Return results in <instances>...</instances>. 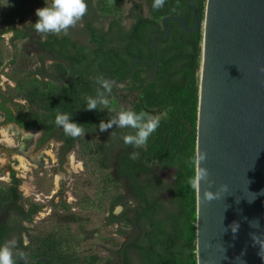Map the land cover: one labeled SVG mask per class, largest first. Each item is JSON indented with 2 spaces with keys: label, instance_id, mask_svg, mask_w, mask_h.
<instances>
[{
  "label": "trees",
  "instance_id": "obj_1",
  "mask_svg": "<svg viewBox=\"0 0 264 264\" xmlns=\"http://www.w3.org/2000/svg\"><path fill=\"white\" fill-rule=\"evenodd\" d=\"M145 1L150 15L134 13L127 27H123L118 19L110 18L105 27H101L94 24L99 13L85 0L87 13L79 22L77 31L84 36L86 43H78L71 35V47L68 49L65 45L67 36L48 35L43 44L56 56L65 58V62L55 61V75L66 71L65 78L74 75L83 77L81 85L84 91L81 95L89 91V74L94 68H101L108 72V76L121 79L131 70L128 59L148 58L152 61L151 66L143 60L132 61L134 71L126 79L132 88L140 91L142 101L134 102L130 107H116L141 112L143 104L167 111V118L160 120L146 147L134 149L123 144L121 134L131 129L99 131V122L107 121L111 115L107 109L96 110L94 127L89 128L92 133L99 134L95 144L99 166L110 168L112 178L120 188L110 202L120 203L121 209L115 215H108L107 219L120 221L129 227L125 231L126 239L115 251L118 259L107 258L100 264H135L133 259L137 264H196V193L195 186L189 182L195 180L201 30H183L177 21L167 19V36L154 38L155 65L149 37L155 31L162 32L157 19L173 13L191 25L192 17L187 0H166L160 10L152 8L153 0ZM193 1L196 14L201 18L205 0ZM40 72L52 74L46 68H41ZM64 103L68 102L63 98L55 101L48 114L41 118L34 115L36 121L31 116L7 117L16 119L25 127L41 123L44 131L39 142L50 134H56L62 140L65 151L73 146L76 138L66 137L61 128L53 123L55 114L61 111L59 107ZM65 109L64 113L71 114L70 120L82 125L79 120L84 119V123H88L86 111L80 114L72 104H66ZM24 118L27 120L23 121ZM111 131L116 136H109ZM133 151L140 153L138 159H130ZM9 174V183L0 189V244L15 239L17 248L14 251L25 252L27 244L22 243V234L27 228L22 221L30 219L35 205L29 203L26 208L22 205L17 189L18 179L13 176L12 169ZM44 256L52 264L50 257ZM34 259L27 260L34 264ZM17 264L26 263L18 258ZM37 264L44 263L39 260Z\"/></svg>",
  "mask_w": 264,
  "mask_h": 264
},
{
  "label": "rangeland",
  "instance_id": "obj_2",
  "mask_svg": "<svg viewBox=\"0 0 264 264\" xmlns=\"http://www.w3.org/2000/svg\"><path fill=\"white\" fill-rule=\"evenodd\" d=\"M88 1L100 15L94 21L96 26L105 27L110 18H116L127 27L134 13L150 15L145 0ZM43 6L45 0H0V18L8 15L13 25L24 27L31 17V22H35V9ZM78 26L79 23L69 33L86 42L78 33ZM0 32V59L5 60L7 67L5 72L0 71L6 77L0 89L7 94L6 104L13 111L43 110L55 106L58 97L72 99L84 91L82 76L64 79L62 73L58 79H47L35 73L30 44L21 48L17 41L7 43L9 30ZM113 86L110 107H130L142 101L140 91L132 88L130 82H114ZM140 111L159 116L160 120L167 118V111L157 107L141 104ZM0 127L8 131L11 140L7 143L3 137L0 141V189L9 183L12 169L18 179L20 202L25 208L29 203L35 205L30 219L22 221L27 228L22 234V243L27 244L26 258L33 260L45 254L52 264H100L107 258L115 260V251L125 239L127 227L120 221L107 219L121 209L120 203L110 202L120 188L110 168L98 166L97 135L85 133L75 139L70 149L62 151L60 140L55 137L37 144L40 130L35 127L23 129L12 122L0 123ZM70 153L74 161L81 162L80 169L71 167L67 159ZM19 156L24 159L26 169L21 166ZM55 174L59 176L58 184L51 192Z\"/></svg>",
  "mask_w": 264,
  "mask_h": 264
},
{
  "label": "water",
  "instance_id": "obj_3",
  "mask_svg": "<svg viewBox=\"0 0 264 264\" xmlns=\"http://www.w3.org/2000/svg\"><path fill=\"white\" fill-rule=\"evenodd\" d=\"M187 2L192 24L177 14L162 15V32L151 33L149 43L156 65L154 38L167 36V19L183 30H201L195 156L206 153L211 191L228 187L209 202L203 197L208 183L195 186L196 264H264L253 241V234L264 238V0H205L203 27L194 1ZM139 60L152 65L148 58H130V72L111 80L125 81L134 71L131 62ZM198 167L195 161V172ZM233 222L239 224L235 233ZM39 260L49 264L44 256L33 263Z\"/></svg>",
  "mask_w": 264,
  "mask_h": 264
},
{
  "label": "clouds",
  "instance_id": "obj_4",
  "mask_svg": "<svg viewBox=\"0 0 264 264\" xmlns=\"http://www.w3.org/2000/svg\"><path fill=\"white\" fill-rule=\"evenodd\" d=\"M166 0H153L152 8L160 10L164 7ZM87 3L85 0H45V6L35 9L37 19L33 24L36 34L42 38L48 35H67L71 28H74L82 21L87 13ZM175 11V8L172 9ZM264 72V67L260 68ZM98 87L95 89L94 95L84 96V106L87 110H103L107 109L109 118L107 121L101 120L98 124V129L101 132L109 129H131L121 134L120 139L124 145L131 146L134 149L146 147L150 136L158 129L160 125V117L149 115L144 112H137L132 108H114L110 107V97L113 91V81L104 78L103 76L96 77ZM71 114L57 112L53 123L60 127L66 137L78 138L85 135L83 125L70 120ZM109 136H116L114 131H111ZM140 153L133 151L130 153V159H138ZM207 159L206 153L201 151L195 156V161L199 167L195 172V180L189 183L200 188L201 182L208 183L203 191V197L206 201H214L220 198L221 191L227 192V185L222 184L216 191H211L212 181L209 180V171L203 166V162ZM264 194V190L262 193ZM251 202V201H249ZM253 228H260L259 221H250ZM231 231L235 233L239 224L233 222L230 225ZM253 241L259 244V255L264 259V238L253 234ZM17 248L15 239L9 240L0 244V264H17V259L26 260L25 253L14 251Z\"/></svg>",
  "mask_w": 264,
  "mask_h": 264
},
{
  "label": "flooded vegetation",
  "instance_id": "obj_5",
  "mask_svg": "<svg viewBox=\"0 0 264 264\" xmlns=\"http://www.w3.org/2000/svg\"><path fill=\"white\" fill-rule=\"evenodd\" d=\"M33 17H31L32 19ZM31 19L29 18L27 20V23L24 27H19L17 24L13 25V22H12V18H10L8 15H4L0 18V31H3V30H9V35L7 37V43H14L15 41L19 42V46L21 48H23L25 46L26 43H29L30 46H31V51L33 53V56H34V63H35V73L39 74V75H42L44 78H47V79H58L59 76L58 75H55L54 72L55 71V68H54V64H55V61H60V62H65V58L63 57H58L55 55V53H53L49 47H46L45 44H43V41L45 38H42L41 36H39L38 34L35 33L34 31V28L32 27V22H31ZM1 33V32H0ZM63 35V34H61ZM59 35V36H61ZM73 36V39H75L78 43H83L85 44L86 42H83V41H80L76 36H74L73 34L69 33L67 35H64V36H67V40H66V47L68 49H70L71 47V40H72V36ZM1 58V57H0ZM6 63L5 60H2L0 59V71L1 72H5L7 70V67H6ZM48 66V68H47ZM50 66V67H49ZM41 68H46L48 71H50L52 74L49 75V74H41L40 72V69ZM64 74L66 76V71H64ZM108 72L101 69V68H94L91 73L89 74V78H90V88H89V91H87L85 94H80V97H76L75 99H71L69 96L67 97H58L59 100L61 98H63L64 100H66L68 103L66 104H69V105H74V109L78 112V113H83V111H86V114L89 116L88 117V120L87 122L88 123H84V119H81L79 120L82 125L87 128L86 132L85 133H88V134H92V135H97V141L99 139V134L98 133H92L91 130H89V128H93L94 127V120H95V115L97 114L96 110H87L84 106V96L85 95H94L95 94V89L98 87L97 83H96V77L97 76H103L104 78H107V79H110L113 78L111 76H108L107 75ZM2 73L0 74V77L1 80H0V88H1V84H2V81L6 79V77H4V75H2ZM94 75V76H93ZM65 76H64V79H65ZM68 78H71V77H68ZM112 81V80H111ZM114 83V81H113ZM117 83V82H115ZM121 83V82H119ZM7 94L2 91V89H0V123H6V122H12L14 125L18 126V127H21L23 129H29V128H32V127H35L37 128L38 130H40V135L36 141L37 144L39 143H42L43 141H45L46 139L50 138V137H55L57 139L60 140V146H61V150L63 151V142L60 138L57 137L56 134H50L48 135L46 138H44L42 141L39 142V140L41 139L42 137V134H43V131H44V128L42 127L43 125L41 123H34L32 124V126H29V127H25L23 126V124H20L16 119H13V118H8L7 116H17V117H22V116H31L33 117L32 120L33 121H36L35 118H34V115L37 114L39 116V118H41V116H44L46 114H48L49 110L52 109V107H47L43 110H38V109H27V110H24V109H20V110H16V111H13L11 109V107H9L6 102H7ZM66 104L64 103V106L62 107H59V109L61 111L59 112H65V108H66ZM37 116V117H38ZM27 120V118H24L23 121ZM3 129H5L4 127H0V130L2 131ZM0 131V141L2 140L3 141V136H2V132ZM96 141V143H97ZM71 148V147H70ZM68 148V149H70ZM67 149V150H68ZM73 156L72 153H70L67 157L68 159V162H70V157ZM75 163H80V161H75ZM97 163H98V160H97ZM71 164V162H70ZM99 166V164H98ZM71 167L73 168L72 164H71ZM100 167V166H99ZM80 169V168H79ZM112 173H113V169H112ZM58 174H55L54 175V187L52 189L51 192H54L56 187H57V184H56V176ZM56 185V186H55ZM68 194L70 193L69 191H67ZM116 204V203H115ZM120 211V210H119ZM129 228V227H127ZM130 229H128L129 231ZM126 239V237H125ZM116 259H118V253H116ZM133 263L137 264V261L136 259H133Z\"/></svg>",
  "mask_w": 264,
  "mask_h": 264
},
{
  "label": "bare ground",
  "instance_id": "obj_6",
  "mask_svg": "<svg viewBox=\"0 0 264 264\" xmlns=\"http://www.w3.org/2000/svg\"><path fill=\"white\" fill-rule=\"evenodd\" d=\"M205 17H206V13L204 14L203 19H202V22H201L202 27H203V25H204V23H205ZM1 132H2V136L5 138V141H7V143H8L9 141H11V140H10V137H9V134H8V131H7L6 129H3ZM18 158H19V160H20L21 166H22L24 169H26V168H27V165L24 163V159H23L22 157H20V156H19ZM70 162H71V164H72L74 170H77V169L81 168V164H80V163H78V164L74 163L75 161H74V159H73V156L70 157ZM58 179H59V176L57 175V176H56V184H58ZM55 186H56V185H55Z\"/></svg>",
  "mask_w": 264,
  "mask_h": 264
}]
</instances>
